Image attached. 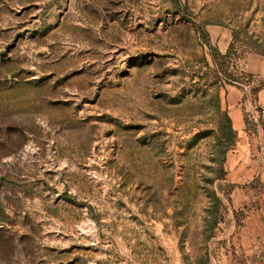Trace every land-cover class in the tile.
Listing matches in <instances>:
<instances>
[{
	"label": "rangeland",
	"instance_id": "374dc122",
	"mask_svg": "<svg viewBox=\"0 0 264 264\" xmlns=\"http://www.w3.org/2000/svg\"><path fill=\"white\" fill-rule=\"evenodd\" d=\"M252 56L264 0H0V264H264L258 122L213 160Z\"/></svg>",
	"mask_w": 264,
	"mask_h": 264
},
{
	"label": "crops",
	"instance_id": "0c3cea01",
	"mask_svg": "<svg viewBox=\"0 0 264 264\" xmlns=\"http://www.w3.org/2000/svg\"><path fill=\"white\" fill-rule=\"evenodd\" d=\"M244 72L251 75L252 82L257 83L264 78V58L263 57H249L245 60ZM259 79V80H258ZM227 112L231 118L233 129L237 133V138L242 137L245 129L243 111L247 112L250 117H257V128H260L261 133L264 134V87H261L253 94V100L251 96L247 95V89H241L237 86L228 85L225 87ZM243 100V102H242ZM245 107L244 110L242 107ZM260 111H263L262 113ZM237 142V140H236ZM235 142V144H236ZM235 146V145H234ZM233 146V148H234ZM231 149L226 155V162L229 165L237 163L240 158L243 157V153H238V150ZM232 151L234 153H232ZM231 153V154H230Z\"/></svg>",
	"mask_w": 264,
	"mask_h": 264
},
{
	"label": "trees",
	"instance_id": "16d2710c",
	"mask_svg": "<svg viewBox=\"0 0 264 264\" xmlns=\"http://www.w3.org/2000/svg\"><path fill=\"white\" fill-rule=\"evenodd\" d=\"M226 55H220L219 58L223 59ZM215 58V57H214ZM216 60V59H215ZM215 75V112L218 117L217 129L214 134V156L213 160L215 162V179L223 180L226 175V170L224 169V164L226 161L227 153L233 148L237 139V133L233 129L231 118L227 112V109H221L220 96H219V77L220 71L216 69L214 71ZM227 83L238 82L236 78L232 75H227L225 78ZM258 89H253V94L256 93ZM245 123L247 120L245 119ZM264 131V126H263ZM209 207L207 209L206 217V238L209 239L214 235V229L217 227L220 220V208L222 206V199L216 194V192L211 191L209 194Z\"/></svg>",
	"mask_w": 264,
	"mask_h": 264
},
{
	"label": "built area",
	"instance_id": "2783aa9c",
	"mask_svg": "<svg viewBox=\"0 0 264 264\" xmlns=\"http://www.w3.org/2000/svg\"><path fill=\"white\" fill-rule=\"evenodd\" d=\"M261 113L263 112V111H260ZM253 118V120L255 121V122H258V118L257 117H252Z\"/></svg>",
	"mask_w": 264,
	"mask_h": 264
},
{
	"label": "water",
	"instance_id": "95a60500",
	"mask_svg": "<svg viewBox=\"0 0 264 264\" xmlns=\"http://www.w3.org/2000/svg\"><path fill=\"white\" fill-rule=\"evenodd\" d=\"M64 190H61L60 194L63 192Z\"/></svg>",
	"mask_w": 264,
	"mask_h": 264
}]
</instances>
